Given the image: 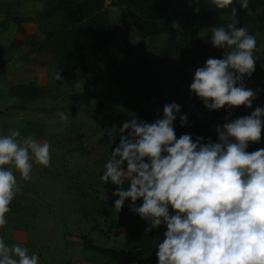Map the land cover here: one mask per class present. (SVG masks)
<instances>
[{
  "label": "rangeland",
  "instance_id": "374dc122",
  "mask_svg": "<svg viewBox=\"0 0 264 264\" xmlns=\"http://www.w3.org/2000/svg\"><path fill=\"white\" fill-rule=\"evenodd\" d=\"M207 1L212 3V0ZM106 8L113 29L106 44L90 49L74 66H59L48 53L52 60L41 70L45 75L43 84H39L42 93L25 100L24 96L9 92L19 96L18 99L14 104L9 99L1 107L0 135L19 129L21 137L31 133L34 138L46 139L42 143L51 145L50 166L34 164L30 181H23L13 169L21 190L11 202L6 218L18 221L10 229L0 228L3 232L0 237L7 244L26 246L29 254L39 255V264H117L86 248L84 237L94 245L132 253L126 257L128 264H139L145 256L150 259L148 264H158L156 250L166 231L164 226L145 234L147 222L136 214L120 229L111 226L119 214L113 207L117 197L112 196V192L116 188L100 177L111 151L119 144V128L124 121L136 116L152 122L158 115L162 116L164 104L175 102L181 105V113L175 121L177 137L190 133L193 139L202 136L215 141V125L222 127L232 119L250 115L257 106L264 107V24H253L248 16L250 12L236 19L238 27L247 28L256 38V70L250 79L245 78V84L260 90L258 98L251 109L240 106L229 110L225 106L210 111L202 100L189 92V85L197 67L203 66L209 57L222 58L228 49L200 47L170 54L167 61L185 75H173L161 66L143 62L146 55H162L159 49L166 44L170 33L179 32L172 28L173 21L179 22L182 32L199 38L207 36L209 20L198 6L189 0L175 1L165 16L168 29L146 37L131 24L125 8L113 5ZM44 9V0H0V46L4 42L10 45L20 41L25 45L20 53L26 56L32 52L31 41H42L47 31L59 28L58 20L47 18ZM220 16L227 17L225 12ZM13 17L24 19L17 21L11 19ZM29 66L33 69L31 64ZM95 81L111 82L114 93L102 94L103 87H89ZM2 86L11 85L0 84V89ZM127 86L132 92L125 100L124 94L118 96L117 88L122 91ZM40 108L42 112L38 111ZM23 109H26L25 114L18 117L16 123L14 117L8 115H17L19 110L23 113ZM229 111L232 116H228ZM60 113L68 117L67 121L60 118ZM185 113L190 126L181 127L179 116ZM258 148H264V129L261 142L250 144L247 150ZM130 203L126 201L123 209L130 210ZM141 203L137 201V205Z\"/></svg>",
  "mask_w": 264,
  "mask_h": 264
},
{
  "label": "clouds",
  "instance_id": "9594fccd",
  "mask_svg": "<svg viewBox=\"0 0 264 264\" xmlns=\"http://www.w3.org/2000/svg\"><path fill=\"white\" fill-rule=\"evenodd\" d=\"M212 4L225 9L233 0ZM240 7L247 9L248 0H240ZM238 23L233 8L230 23L209 29L213 48L228 51L197 67L189 85L210 111L251 109L258 98L260 90L245 84L256 70V38ZM172 28L183 31L178 21ZM180 113L181 105L171 102L152 122L135 116L122 123L119 144L100 177L116 186L113 207L120 213L130 201V211L147 222L145 234L166 228L157 245L158 264H264V148L247 150L261 142L264 107L215 125V141L190 133L177 137ZM179 121L190 126L186 113ZM50 148L32 135L21 137L19 129L0 135V228L21 190L15 172L30 181L34 164L50 166ZM0 264H39V255L0 237Z\"/></svg>",
  "mask_w": 264,
  "mask_h": 264
},
{
  "label": "trees",
  "instance_id": "16d2710c",
  "mask_svg": "<svg viewBox=\"0 0 264 264\" xmlns=\"http://www.w3.org/2000/svg\"><path fill=\"white\" fill-rule=\"evenodd\" d=\"M175 1L177 0H110L109 5L125 8L131 24L143 37H146L168 29L165 16ZM189 1L192 5L198 6L202 15L209 20L207 36L199 38L185 32H172L166 44L159 49L162 55H146L143 57L144 64L161 66L173 75L180 73L185 75L183 71L169 63L166 58L172 53H179L183 50L212 47L209 29L213 26H226L230 23L233 8L236 9V18L250 12L248 16L253 24H264V0H248L247 9L240 7V0H233V4L225 9H217L207 0ZM104 2L105 0H44L45 16L49 19H57L59 28L54 31H47L42 41H31V51L50 53L57 60L59 66H74V64L82 61L90 49L102 47L107 43V36L113 34L108 10ZM221 12H225L227 17L222 18ZM11 19L23 21L24 18L13 17ZM0 24H2L1 21ZM17 44H20V41H13L9 46L13 47ZM9 92L20 97L24 96L25 100H30L41 94L42 88L28 82L10 86ZM113 186L116 188L115 185ZM123 187L126 188L127 184ZM134 215L128 209H122L117 218L112 221L111 226L120 229ZM83 244L89 250L97 251L117 264H128L126 257L132 254L121 249L115 250L94 245L86 237L83 238ZM149 262L150 259L145 256L139 264H148Z\"/></svg>",
  "mask_w": 264,
  "mask_h": 264
},
{
  "label": "crops",
  "instance_id": "0c3cea01",
  "mask_svg": "<svg viewBox=\"0 0 264 264\" xmlns=\"http://www.w3.org/2000/svg\"><path fill=\"white\" fill-rule=\"evenodd\" d=\"M23 46H25V45H24V43L22 44V42L20 44L13 46V47L9 46V43H6V42H4L0 46V84L3 85L6 82L10 83L11 86H13L15 84L28 83V82H34V83L37 82L38 83V84L36 83L37 85L43 84V76H45V75L42 73L41 70L44 67V64L51 61L52 58L50 59V55L46 52H33V51L28 53V55L24 56V53H22V51L20 53V50L23 48ZM29 64H31L33 66V69H30ZM98 82L99 81L93 82L89 87H91L93 89H97L98 87H103L104 91L101 92L102 94L106 93V94L112 95V93H114V91L111 90L112 89L111 88V82L110 83H98ZM132 82H130L129 85L132 86L133 85ZM113 88L115 89V87H113ZM8 89H9V87L7 88V87H3V86L0 89V114H3V113H1V111L3 112V109H1V107H3L4 104L5 105L7 104V102H6L7 100H9V99L13 100L12 103L14 104L15 100H17L19 97V96L9 94ZM117 89H119L118 90V96L121 97V96H123L122 94H124L125 100H127L129 98V95L132 92L128 86L125 88V90H122V91L120 88H117ZM105 90H106V92H105ZM125 95H126V97H125ZM13 104H11V105H13ZM6 111L7 110H5L4 113ZM25 111H26V109H23V113L21 112V110H19L17 112V115H15V113H8V115L13 116L14 122L16 123V120H19L18 117L20 118L21 115H24ZM38 111L42 112L41 108ZM77 112H79V114H81V112L79 110ZM38 120H40V119H38ZM28 135H31V133ZM35 139L40 143H42L43 140L46 141V139L42 138L41 136L35 137ZM14 219L15 220L7 219L8 223L3 228L10 229V228L14 227V224H17V221H18V219H16V218H14ZM12 222H16V223H12ZM2 233L3 232L1 231L0 234H2Z\"/></svg>",
  "mask_w": 264,
  "mask_h": 264
},
{
  "label": "built area",
  "instance_id": "2783aa9c",
  "mask_svg": "<svg viewBox=\"0 0 264 264\" xmlns=\"http://www.w3.org/2000/svg\"><path fill=\"white\" fill-rule=\"evenodd\" d=\"M109 4H110V0H105L104 5L106 6V5H109Z\"/></svg>",
  "mask_w": 264,
  "mask_h": 264
}]
</instances>
